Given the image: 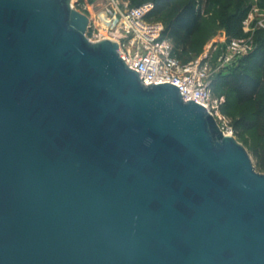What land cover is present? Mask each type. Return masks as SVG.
I'll list each match as a JSON object with an SVG mask.
<instances>
[{"label": "water", "instance_id": "water-1", "mask_svg": "<svg viewBox=\"0 0 264 264\" xmlns=\"http://www.w3.org/2000/svg\"><path fill=\"white\" fill-rule=\"evenodd\" d=\"M88 23L0 0V264H264V173Z\"/></svg>", "mask_w": 264, "mask_h": 264}, {"label": "built area", "instance_id": "built-area-1", "mask_svg": "<svg viewBox=\"0 0 264 264\" xmlns=\"http://www.w3.org/2000/svg\"><path fill=\"white\" fill-rule=\"evenodd\" d=\"M80 0H71L76 9ZM153 4L123 6L118 0H105L98 20H90L86 30H92V41L111 39L119 45L129 68H135L143 84L173 81L181 87L184 101L203 102L215 117L220 129L228 134L227 126L219 114L220 101L214 98L211 84L217 74L235 65L252 49L248 38H219L212 40L197 58L181 62L172 55L163 37L161 24L148 18ZM219 48L214 66L210 52Z\"/></svg>", "mask_w": 264, "mask_h": 264}, {"label": "rangeland", "instance_id": "rangeland-1", "mask_svg": "<svg viewBox=\"0 0 264 264\" xmlns=\"http://www.w3.org/2000/svg\"><path fill=\"white\" fill-rule=\"evenodd\" d=\"M118 1L127 7L153 3V0ZM104 3L105 0H80L75 7L86 14L90 20H98L101 6ZM187 4H193L199 10V28L189 37L186 44L183 38L171 37L168 33L170 39H165L171 51L174 48V52L181 60L191 61L200 56L214 39L250 37L252 41L250 53L244 55L232 67L249 72L258 70L254 63L259 52L264 49V0H172L150 21L161 24L164 31ZM92 33V30H89L87 36L91 37ZM219 53V48L211 50L210 63L212 66L215 65ZM225 74L227 73L224 71L221 76ZM217 83L219 85L217 84L213 95L220 101L219 114L227 126L226 132L245 148L254 170L264 173V127H247L245 124L252 120L254 101L236 104L232 93L223 86L220 88L221 81ZM258 99L264 105V89L259 92Z\"/></svg>", "mask_w": 264, "mask_h": 264}, {"label": "trees", "instance_id": "trees-1", "mask_svg": "<svg viewBox=\"0 0 264 264\" xmlns=\"http://www.w3.org/2000/svg\"><path fill=\"white\" fill-rule=\"evenodd\" d=\"M172 0H153V9L149 13L148 18L151 19L155 14L164 10ZM133 5V6H139ZM200 24L199 10L193 4L184 6L174 17L168 29H164L163 37L170 39L171 37H181L185 40V44L189 41V37L196 33ZM168 33L170 36H168ZM182 33V34H181ZM181 62L189 60H181L174 48L171 51ZM250 53V52H249ZM255 67L258 70L245 71L236 70L233 67L224 70L227 74L221 76L224 71L217 74L211 84L212 93L217 89L218 81H221L220 88L228 89L232 93V97L236 104H242L249 101H254L253 117L247 127H264V105L258 99L259 92L264 89V49L259 52L258 58L255 60ZM219 87V86H218ZM221 110V107H220Z\"/></svg>", "mask_w": 264, "mask_h": 264}]
</instances>
